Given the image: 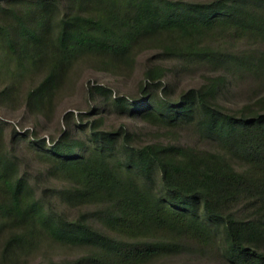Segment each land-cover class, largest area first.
<instances>
[{"label":"trees","instance_id":"16d2710c","mask_svg":"<svg viewBox=\"0 0 264 264\" xmlns=\"http://www.w3.org/2000/svg\"><path fill=\"white\" fill-rule=\"evenodd\" d=\"M141 50L153 51L151 62L139 77L120 73L127 92L114 99L92 86L89 110L176 137L146 141L81 112V121L65 115L51 145L12 126L3 146L0 124L4 259L14 264L47 239L86 249L68 264H148L193 246L220 264H264V0H0V68L22 54L46 70L28 91L37 127L76 58L95 56L113 73ZM164 62L194 69L201 83L177 92ZM243 76L261 88L229 107L221 98ZM23 141L38 151V168L20 155Z\"/></svg>","mask_w":264,"mask_h":264},{"label":"rangeland","instance_id":"374dc122","mask_svg":"<svg viewBox=\"0 0 264 264\" xmlns=\"http://www.w3.org/2000/svg\"><path fill=\"white\" fill-rule=\"evenodd\" d=\"M57 31V29L55 30ZM153 52V51H152ZM152 52L141 50L138 53V63L127 65L113 73L107 72L99 65V59L95 56L85 54L74 60L67 67L61 78L60 84L55 91V96L46 106L48 116L44 118L45 123L36 126L38 107L28 105V91L35 87L46 73L44 67L31 69L24 63L23 55L20 58L12 60L8 67L0 68V119L3 137L1 143L3 146L8 142V136L14 126L21 134L30 132L32 140L46 139L48 145H51V134L60 135L63 130L66 131L67 125L64 123V117L67 113H73L75 120H80V113H88L86 121H91L96 117H104V126L109 128H119L127 124L131 129H135L143 136L146 141L158 137L172 138L177 136L175 133L167 131L157 125L147 124L138 119H126L118 116L116 113H109L107 116L102 114L94 115L89 110L92 101L89 94V88L92 86L103 85L111 88L113 98L127 92V83L121 79L120 73H135L140 76L143 66L151 62L149 56ZM165 63V62H164ZM170 65L174 72V82L177 84V92L191 86L201 83L202 78L194 69L179 70L178 64L165 63ZM198 75V76H197ZM261 86L253 76H243L235 84L234 91L223 96L222 102L229 107L241 106L248 98L253 97L254 93L259 91ZM95 104V103H94ZM91 113V114H90ZM81 121V120H80ZM61 122V124H60ZM80 123V122H79ZM185 138L191 142L194 135L187 130H183ZM182 132V133H183ZM20 155L28 156L34 159L33 163L39 161V153L31 148L27 141L21 143ZM38 168V167H37ZM34 171L36 169L34 168ZM8 238V233L0 234V264H13L12 260L4 259L3 247ZM86 249L63 246L52 240L44 239L29 252H22L14 264H51L53 262L75 263ZM217 257V258H216ZM222 261L218 253L213 250L197 249L186 247L182 253L173 254L167 257L154 259L148 264H220Z\"/></svg>","mask_w":264,"mask_h":264}]
</instances>
